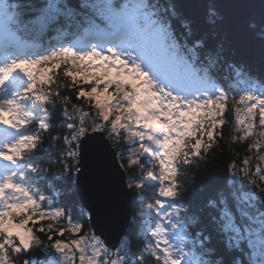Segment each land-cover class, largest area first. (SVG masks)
Returning a JSON list of instances; mask_svg holds the SVG:
<instances>
[{
	"label": "snow or ice",
	"instance_id": "6c2138e0",
	"mask_svg": "<svg viewBox=\"0 0 264 264\" xmlns=\"http://www.w3.org/2000/svg\"><path fill=\"white\" fill-rule=\"evenodd\" d=\"M203 2L197 23L174 0H87L86 11L0 0V264H37L28 256L37 247L48 254L39 264H208L197 249L210 236L185 247L191 210L180 171L225 143L245 144L225 165L231 176L264 193V59L256 73L228 47L230 37L254 34L264 56V0ZM50 32L55 43L44 47ZM57 108L67 131L53 135ZM45 141L59 142L53 163L63 172L87 171L105 211L70 215L34 182L47 169L22 162ZM125 177L140 200L146 187L157 192L139 256L131 226L114 243L105 235ZM262 199L241 184L208 201L235 264H264Z\"/></svg>",
	"mask_w": 264,
	"mask_h": 264
},
{
	"label": "trees",
	"instance_id": "16d2710c",
	"mask_svg": "<svg viewBox=\"0 0 264 264\" xmlns=\"http://www.w3.org/2000/svg\"><path fill=\"white\" fill-rule=\"evenodd\" d=\"M27 2L39 8L46 5L48 0H27ZM85 2L87 0H60L61 4H67L78 11H86V9L80 8V5ZM174 2L184 12L187 19L194 20L197 23L202 22L203 0H174ZM61 24H64L63 19L61 20ZM55 35L54 32H50L40 43L44 47H48V41L55 43ZM209 35L211 36V34ZM66 39H71V36L69 35ZM217 39H220V37H217ZM228 47L231 49L230 58L244 62L251 71L259 73L261 61L264 59L259 37H255L254 34L248 37H230ZM62 119L61 110L59 108L55 109L53 111L52 122L57 125V129L53 135L67 131L63 128L62 123H59ZM224 133L225 140H227L229 137V127L227 125L224 128ZM42 143L43 147L39 150L38 157H29L27 161L22 163L27 165L31 162L33 165L39 164L41 168L47 169V171H42L38 176H35L34 182L38 183V186L45 191L46 195L53 198L55 206L63 207L67 213L78 217L79 213L84 209L75 194V176H70L68 173L63 172L62 166L59 163H53L59 159L61 146L59 142L55 141H45ZM123 147L127 151L138 147V145L125 144ZM244 151L245 144L243 142L225 143L222 149L202 155L199 159L194 160L191 165L181 166L180 178L183 186L181 195L184 200L182 206L191 210L186 222L192 234L189 237V243L185 247L186 249H190L193 242L200 240L207 241V237L210 236L211 241L207 243L206 248L197 249L198 252L202 253V258H208V264H235V258L224 250L221 236L214 222V217L218 215V212L209 206V199H218L220 191L228 193L233 187H239L241 184H243L245 191L256 192L258 197L264 198V193L248 185L247 181L242 180V178L232 177L225 167L233 154L239 153L242 155ZM130 175H138V172L131 173ZM229 179L234 181L231 187L228 185ZM153 182L149 183L153 184ZM132 195L134 209L130 230L133 232V253L139 256L146 239H151L150 234L144 231V220L150 219L153 222L155 221L156 206L153 196L157 195V192L146 187L143 200L138 199L136 194ZM172 202L176 203L175 201ZM148 205H153V207L150 209ZM257 205L264 209V199L258 200ZM176 206L180 207L181 205ZM196 214L199 215V223H194ZM197 230L202 231L204 235H196ZM144 255L147 257L146 253ZM28 256L29 258H34L37 264L48 258V254L41 247L35 248ZM187 258L190 260V257ZM141 264H150V259L146 258Z\"/></svg>",
	"mask_w": 264,
	"mask_h": 264
},
{
	"label": "water",
	"instance_id": "95a60500",
	"mask_svg": "<svg viewBox=\"0 0 264 264\" xmlns=\"http://www.w3.org/2000/svg\"><path fill=\"white\" fill-rule=\"evenodd\" d=\"M255 2L259 3L260 0H255ZM127 179L128 178L125 177L120 184L121 210L112 218L108 230L105 232L109 243H114L118 235L128 230L131 225L134 203L132 193L127 189ZM74 190L81 206L85 210L91 211L94 217L97 207H99L101 211H105L106 206L101 202V196L93 186L87 171L76 176Z\"/></svg>",
	"mask_w": 264,
	"mask_h": 264
},
{
	"label": "rangeland",
	"instance_id": "374dc122",
	"mask_svg": "<svg viewBox=\"0 0 264 264\" xmlns=\"http://www.w3.org/2000/svg\"><path fill=\"white\" fill-rule=\"evenodd\" d=\"M153 184L155 185L156 182L154 181ZM169 211H171V209H169ZM173 219H175V218L173 217ZM169 238L173 240V243H177V241H175L172 237H169ZM184 259H185V264H188L189 259L187 257H185Z\"/></svg>",
	"mask_w": 264,
	"mask_h": 264
}]
</instances>
